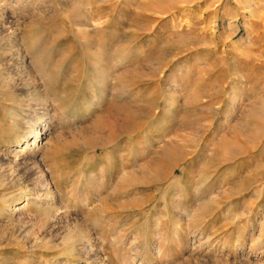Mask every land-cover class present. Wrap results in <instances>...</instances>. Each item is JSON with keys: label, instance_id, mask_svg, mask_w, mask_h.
I'll list each match as a JSON object with an SVG mask.
<instances>
[{"label": "rangeland", "instance_id": "obj_1", "mask_svg": "<svg viewBox=\"0 0 264 264\" xmlns=\"http://www.w3.org/2000/svg\"><path fill=\"white\" fill-rule=\"evenodd\" d=\"M0 75V264H264V0H0Z\"/></svg>", "mask_w": 264, "mask_h": 264}, {"label": "bare ground", "instance_id": "obj_2", "mask_svg": "<svg viewBox=\"0 0 264 264\" xmlns=\"http://www.w3.org/2000/svg\"><path fill=\"white\" fill-rule=\"evenodd\" d=\"M33 59L37 61L36 57H34ZM46 143H47V141L43 142L41 145H45ZM27 145H29V149H35V148H38V146H39V145L35 144V141H29Z\"/></svg>", "mask_w": 264, "mask_h": 264}]
</instances>
